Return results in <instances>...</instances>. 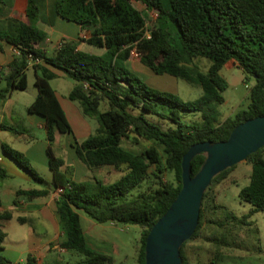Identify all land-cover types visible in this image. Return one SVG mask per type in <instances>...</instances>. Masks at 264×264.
Wrapping results in <instances>:
<instances>
[{
	"label": "trees",
	"instance_id": "trees-1",
	"mask_svg": "<svg viewBox=\"0 0 264 264\" xmlns=\"http://www.w3.org/2000/svg\"><path fill=\"white\" fill-rule=\"evenodd\" d=\"M132 1L155 10V19L148 20ZM50 9L53 17L79 25L78 41L63 38L51 54H46L38 47L46 34L36 25L19 20L13 32L0 33V51H3L2 42L17 50L0 68V81L6 82V87L0 88V104L13 90L27 88V69L32 60L37 95L26 109L45 121L46 155L52 172L50 183L57 193L54 208L62 232L57 249L81 256L72 262L63 261L55 254L44 264H114L110 255L87 246L80 211L97 223L140 227L137 264H144L146 236L181 188V160L188 148L197 142L226 140L239 123L264 115V0H51ZM38 11L33 0H25V15L34 19ZM0 14H3L1 8ZM79 42L103 52H86L79 48ZM133 48L140 53L139 61L153 73L197 84L202 96L183 101L172 92L159 91L147 84L127 66ZM197 57L208 59L206 72L194 63ZM231 61L253 83L246 107L222 119L219 105L224 102L222 93L228 84L220 70ZM51 69L74 80L68 99L78 102L82 114L97 123L95 132L80 141L74 136L50 84L56 77ZM146 113L172 122L173 127L162 128L149 120ZM185 113L198 118L186 120ZM0 129L15 134L24 130L2 123ZM56 134L72 136L70 147L88 170L111 167L120 173L119 178L110 183L96 176L88 180L74 179L73 166L53 149ZM123 141L133 146L143 141L151 143L134 151L126 148ZM1 146L27 174L43 181L23 152L5 143ZM263 151L264 146L245 159L251 165V172L248 184L239 190L238 196L251 205L247 214L237 216L217 204L211 195L212 187L224 180L236 165L212 178L202 197L196 230L180 248L182 264H189L185 244L199 236L205 222L220 228L231 222L249 224L251 215L264 212ZM204 161L202 153L191 160L192 176ZM167 172L173 173L175 181L165 178ZM6 176V170L0 165V179ZM49 193V188H18L12 205H19V197L31 202ZM212 213L221 214L225 223L210 218ZM11 218V209L0 210V251L6 237L4 222ZM17 221L25 223L27 218L18 216ZM0 264L12 262L0 254ZM22 264L40 263L36 255L28 252ZM209 264H215V260L211 259Z\"/></svg>",
	"mask_w": 264,
	"mask_h": 264
},
{
	"label": "rangeland",
	"instance_id": "rangeland-1",
	"mask_svg": "<svg viewBox=\"0 0 264 264\" xmlns=\"http://www.w3.org/2000/svg\"><path fill=\"white\" fill-rule=\"evenodd\" d=\"M8 0L0 2V8L3 14H0V33H10L15 29L19 20L27 21V23L39 26L41 19L40 14L44 12L41 8L34 19L30 15H25L23 11L20 18L13 21L12 19H2L7 16V9H3L7 5ZM34 3L43 6L39 0H33ZM132 4L145 15L148 20H154L156 17L155 10H148L140 2ZM30 12H28L29 14ZM43 19H47L46 16ZM150 24V22H148ZM47 31V30H45ZM79 29L76 23L66 20H57L54 29L49 32L54 36L58 33L65 35V38L75 41V37ZM88 35V32L83 33ZM80 49L91 54H100L102 49L92 45L80 42ZM55 47L50 46L45 51L51 54ZM130 70L140 76L147 84L159 91H169L176 94L183 101H194L199 99L203 92L199 85L190 83L184 79L175 78L168 74H155L137 58H129L126 62ZM194 63L199 70L206 72L209 61L203 57L194 59ZM30 60L29 66H31ZM220 74L227 81V88L223 91L224 102L219 105L221 118L233 116L239 109L245 108L248 103V95L250 87L253 83L252 79L246 78L244 72L237 67L236 63L231 61L226 63L220 70ZM28 86L24 90H13L0 104V122L4 125L14 126L15 128L26 127L27 142L18 141L17 134L0 130V156L3 154L1 143H5L10 147L23 152L31 161L32 166L43 181L33 179L19 166L16 172L10 170L9 176L0 179V202L2 206L11 209L12 218L4 222V231L6 237L3 241V250L0 254L5 256L12 263H23L28 252L38 257V262L44 264L50 262L53 256L58 255L63 261H76L81 258L75 253L63 252L57 249V242L62 238V232L58 224V219L54 210V200L57 193L51 187L52 172L47 165V155L43 151L42 145L45 140L44 130L32 126L29 117L35 116L27 112V105L32 101L36 87L34 86L35 76L31 67L27 69ZM53 89L59 95L67 96L69 90L74 84V80L69 77H61L50 81ZM5 86V81H0V88ZM79 109V120H85L87 123V131L80 133V129L73 120L71 114L70 125L74 136L77 140L86 138L88 134L94 133L97 123L93 118L84 116L81 112L78 102L72 101ZM67 111V110H66ZM68 113V112H67ZM145 116L152 122L158 124L164 129L173 127V123L163 120L155 115L146 113ZM184 119H197L198 115L185 113ZM78 121V120H77ZM79 122V121H78ZM72 136L69 134H59L58 140L53 144V149L57 155L65 159L69 164V158L75 156L70 148ZM151 142H141L138 146L129 145L123 141L126 148L134 151L144 146L150 145ZM162 153L161 147L157 146ZM264 159V151L262 153ZM72 164V163H71ZM73 166V165H72ZM251 172V165L247 161H241L228 173L227 177L220 183L214 185L211 189V195L215 196L217 204H221L224 209L232 211L237 216L247 214L251 205L242 201L239 196V190L248 184ZM96 176L105 183H110L119 178L120 173L111 167H104L93 170L91 176ZM165 178L169 181H175L173 173L167 172ZM18 188H49L50 193L47 197L36 198L30 203L37 201L34 205L25 204L28 201L19 197L23 202L17 207L12 205L15 199L14 191ZM41 212L48 217L39 216L31 211ZM81 226L86 235L87 241L93 247L105 251L110 255L114 264H137V255L140 247L141 228L135 225L105 222L97 223L90 219L84 212L80 211ZM18 216L27 218L25 223L17 221ZM216 218L221 223H225L221 214L209 216ZM207 217V218H209ZM249 224L227 223L225 227H217L209 222H205L200 230L199 236L187 242L184 246V253L189 264H209L211 259L215 260V264H264V212L258 211L250 216ZM229 224V225H228ZM228 232L229 235L225 233ZM224 234V235H223ZM216 238V240H215ZM50 240V241H49ZM49 241L48 244H46ZM46 244V245H45ZM62 254V255H61Z\"/></svg>",
	"mask_w": 264,
	"mask_h": 264
},
{
	"label": "water",
	"instance_id": "water-1",
	"mask_svg": "<svg viewBox=\"0 0 264 264\" xmlns=\"http://www.w3.org/2000/svg\"><path fill=\"white\" fill-rule=\"evenodd\" d=\"M263 146L264 115L239 123L226 140L192 144L181 160V188L146 236L144 264H182L180 248L196 230L202 197L212 178ZM201 153L205 161L192 176L191 160Z\"/></svg>",
	"mask_w": 264,
	"mask_h": 264
},
{
	"label": "crops",
	"instance_id": "crops-1",
	"mask_svg": "<svg viewBox=\"0 0 264 264\" xmlns=\"http://www.w3.org/2000/svg\"><path fill=\"white\" fill-rule=\"evenodd\" d=\"M39 1L44 4L43 6L38 5L39 3L37 4L38 7H39V11H40L41 8L43 10L45 8L44 11H46V13L44 14V12H43L42 14H40L39 18L41 19V21H40L38 27L46 34V37H45V39L41 42V44L38 47L41 48L42 50L46 51L47 48H49L50 46H53V48L54 47L57 48L58 45H59V43H60V41L63 38H65V35L62 34V33H58L57 35H55L54 36V39H53L52 35L49 34V32H51L54 29V25H55L56 21L57 20H61L63 18H61L59 16L53 17L52 12H51V9H50L51 0H39ZM24 6H25V0H8L7 5H5V7L3 9H5V8L7 9V16L8 17L20 18L21 15H22V13H23V11H24ZM39 11H38V13H39ZM36 16L38 17V14H36ZM45 16H46L47 19H43ZM2 19H5V18H2ZM63 20H65V19H63ZM77 26H78L79 31H78V33H77V35L75 37V41H78V37L81 34L80 33V27H79L78 24H77ZM45 30H47V31H45ZM80 45L81 44H79V48H80ZM2 46H3V51H0V68L3 67V66H5L11 60L13 54H16L17 53V50L13 46H11L10 44H8L6 42H2ZM29 67H31V66H29ZM51 70L56 74V77L54 79L64 77V75L60 71L55 70V69H51ZM4 87H6V82H5V86ZM56 94H57V97L59 99V102H60V104H61V106H62V108H63V110H64V112H65V114L67 116L68 121L70 122L69 114H71V116H72L73 120L75 121V123L76 124L79 123V125L77 124V126L81 130L80 133L82 134V133H84V131H87V123H86V121L85 120H79L78 119L79 114H80L78 107L75 104H73V102L70 101L67 96L59 95L57 93V91H56ZM36 95H37V89H36V93H35L32 101L35 99ZM30 114H32V113H30ZM34 115L35 116H30L29 117L30 122L32 123V126L35 127V128L37 127V128H40V129L44 130V133H45V130L46 129H45V121H44V118L42 116L38 115V114H34ZM1 123L2 122H0V124ZM18 129H20V130H23L24 129V130H23V133L17 134V138L16 139H18V141H23V142L26 141L27 142V138H30L31 137L30 135H28L26 133L28 131L27 128L26 127H21V128H18ZM58 135L59 134H56L55 141L58 140ZM72 142H73V138H72V141L70 142V144ZM2 144L3 143H1V145ZM46 146H47V142L44 141V143L42 145V148H43V151H45V153H46ZM72 152H73V150H72ZM69 160H70L69 161V165H73V168H74V171H73V177H74V179H76V180H88V179H90L89 178L90 173H93V171L88 170L76 158V156H73V157L69 158ZM0 165L6 170L7 176H9L10 170H12V172H16L17 171L16 169L18 168V165L9 156H7L4 152L0 156ZM47 165H48V158H47ZM99 169H101V168H99ZM93 176H91V177H93ZM21 202H23V200H20V203ZM36 202L37 201H35L33 203L28 202V203L25 204L24 208L27 206V204L28 205L29 204L34 205ZM2 209H7V208H4L2 206V203L0 202V210H2ZM54 210H55V208H54ZM31 211H33L32 208H31ZM43 211L44 210L42 209L41 212H38V211L36 212L35 210L33 212L37 213L39 216H43V217H46L48 219V217L45 215V213H43ZM83 232H84V230H83ZM84 235H85V233H84ZM85 238H86V235H85ZM49 241L46 244H48ZM86 241H87V238H86ZM87 246L89 248L95 250V251H98V252H102L104 254H107L105 251H102V250H99V249L93 247L91 244L88 243V241H87ZM60 250H62V249H60ZM32 251H33V249L31 250V253H32ZM62 251L64 252V250H62ZM12 264H22V263H19L18 262V263H12Z\"/></svg>",
	"mask_w": 264,
	"mask_h": 264
},
{
	"label": "built area",
	"instance_id": "built-area-1",
	"mask_svg": "<svg viewBox=\"0 0 264 264\" xmlns=\"http://www.w3.org/2000/svg\"><path fill=\"white\" fill-rule=\"evenodd\" d=\"M146 35L149 36V35L147 34V31H146ZM130 54H131V58H137V59H139V57H140V53H139V51H138L137 49H135V48H133V49L131 50Z\"/></svg>",
	"mask_w": 264,
	"mask_h": 264
}]
</instances>
